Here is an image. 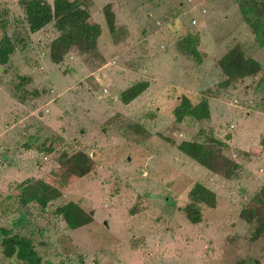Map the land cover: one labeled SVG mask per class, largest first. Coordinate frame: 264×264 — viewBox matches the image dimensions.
<instances>
[{"label": "rangeland", "instance_id": "374dc122", "mask_svg": "<svg viewBox=\"0 0 264 264\" xmlns=\"http://www.w3.org/2000/svg\"><path fill=\"white\" fill-rule=\"evenodd\" d=\"M20 1L0 0V38L5 32L15 46L0 65V232L31 239L41 264H264V204L253 201L264 186V77L223 88L217 66L240 45L264 72V48L236 1L69 0L100 36L96 54L70 48L58 64L49 58L53 22L29 32ZM189 34L198 36L200 63L176 49ZM169 52L183 62L172 64ZM136 82L146 89L123 104L121 92ZM182 96L206 100L209 118L177 122ZM184 141L206 144L237 169H224L229 178L205 169L179 152ZM76 153L92 161L83 177L67 174ZM28 181L60 196L45 207L23 203L19 185ZM196 183L216 204L201 205L193 225L184 208ZM67 202L90 222L70 229L55 213ZM243 209L254 210L251 223ZM0 264L18 262L0 246Z\"/></svg>", "mask_w": 264, "mask_h": 264}, {"label": "trees", "instance_id": "16d2710c", "mask_svg": "<svg viewBox=\"0 0 264 264\" xmlns=\"http://www.w3.org/2000/svg\"><path fill=\"white\" fill-rule=\"evenodd\" d=\"M240 10L242 19L251 31L255 42L260 48H264V0H235ZM20 5L24 10L28 31L37 32L49 23L53 22L57 36L50 44L49 58L58 64L63 55L70 49L76 47L83 54L97 53L96 43L100 36V27L91 22L89 13L79 7L77 1L53 0L49 5L45 0H21ZM104 14L109 27L112 29L114 14L109 5L104 7ZM5 20L0 12V28H3ZM198 36L189 34L179 39L176 49L179 53L192 56L200 63L197 51ZM15 51V46L5 32L0 38V65L9 61L10 55ZM217 66L224 76L220 86L227 88L236 86L246 79H263L261 65L253 58L245 55L240 45L230 48L218 61ZM145 83H134L121 92L120 100L123 104H129L146 89ZM177 122L184 117H190L200 121L210 116L209 106L206 100L192 105L186 96L179 97L177 106L173 109ZM212 142V140H210ZM220 145V142L215 141ZM180 153L195 161L205 169L223 174L229 178L230 175L224 169H237V165L224 157L217 155L206 144L199 142H181L177 146ZM45 150V149H44ZM92 167V161L83 153L74 154L68 161L67 174L83 177ZM29 184L28 186H26ZM20 201L26 203L33 201L41 207H45L50 200L60 196V191L43 182L31 184L29 181L19 185ZM189 202L184 208L186 219L193 225L201 222V205L214 208L216 204L215 194L202 184L196 183L188 193ZM256 204H264V186L253 200ZM256 206V205H255ZM55 213L61 216L67 226L74 230L87 225L90 217L73 202H67L57 207ZM240 217L247 223H251L255 212L253 209H243ZM262 225V224H260ZM262 229L260 226L259 230ZM257 232V231H255ZM0 246L3 258H14L18 264H41V257L37 253L31 239L24 236L12 235L5 229L0 232ZM258 236L254 233L253 238ZM242 264H253L252 259L246 258ZM240 263V262H239ZM238 263V264H239Z\"/></svg>", "mask_w": 264, "mask_h": 264}, {"label": "crops", "instance_id": "0c3cea01", "mask_svg": "<svg viewBox=\"0 0 264 264\" xmlns=\"http://www.w3.org/2000/svg\"><path fill=\"white\" fill-rule=\"evenodd\" d=\"M168 55H169V58L172 59V64H175V63H178L179 62L178 64H175V65H179L181 63L180 61L183 62V59L181 57L177 56V55H174V54H171L170 55V52H169ZM180 58H181V60H180ZM263 77H264V72H263Z\"/></svg>", "mask_w": 264, "mask_h": 264}, {"label": "built area", "instance_id": "2783aa9c", "mask_svg": "<svg viewBox=\"0 0 264 264\" xmlns=\"http://www.w3.org/2000/svg\"><path fill=\"white\" fill-rule=\"evenodd\" d=\"M192 24H195V21H192ZM231 128H233V126H231Z\"/></svg>", "mask_w": 264, "mask_h": 264}]
</instances>
